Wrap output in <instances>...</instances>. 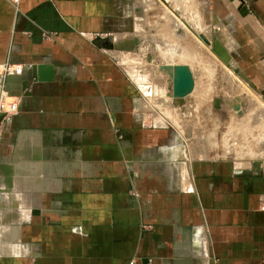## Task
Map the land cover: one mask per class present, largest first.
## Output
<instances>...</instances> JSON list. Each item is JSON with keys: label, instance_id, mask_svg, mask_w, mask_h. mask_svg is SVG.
I'll use <instances>...</instances> for the list:
<instances>
[{"label": "crops", "instance_id": "0c3cea01", "mask_svg": "<svg viewBox=\"0 0 264 264\" xmlns=\"http://www.w3.org/2000/svg\"><path fill=\"white\" fill-rule=\"evenodd\" d=\"M208 2L264 93V0ZM116 5L0 0V65L26 71L2 91L0 264H264V172L174 154L108 52Z\"/></svg>", "mask_w": 264, "mask_h": 264}, {"label": "rangeland", "instance_id": "374dc122", "mask_svg": "<svg viewBox=\"0 0 264 264\" xmlns=\"http://www.w3.org/2000/svg\"><path fill=\"white\" fill-rule=\"evenodd\" d=\"M208 1L117 0L108 52L142 89L147 120L171 131L176 156L264 172V93L233 67ZM176 67L192 80L182 96Z\"/></svg>", "mask_w": 264, "mask_h": 264}, {"label": "built area", "instance_id": "2783aa9c", "mask_svg": "<svg viewBox=\"0 0 264 264\" xmlns=\"http://www.w3.org/2000/svg\"><path fill=\"white\" fill-rule=\"evenodd\" d=\"M10 1L16 3L18 0ZM45 37L48 38L49 36ZM25 72L26 71L21 65L11 64L10 62L0 65V112L9 114L16 110V103L11 101V97L2 91L5 90V84L7 81L11 80V78H16L20 75L22 76ZM132 263L133 262L131 261L129 262V264Z\"/></svg>", "mask_w": 264, "mask_h": 264}, {"label": "water", "instance_id": "95a60500", "mask_svg": "<svg viewBox=\"0 0 264 264\" xmlns=\"http://www.w3.org/2000/svg\"><path fill=\"white\" fill-rule=\"evenodd\" d=\"M191 84H192V80L188 71L184 67H176L175 76L173 78V88H172L174 95L182 96L191 88ZM21 88L22 91H25V89L27 88V81L22 82ZM4 116L5 114L0 112V122ZM32 213L35 214L37 212H32Z\"/></svg>", "mask_w": 264, "mask_h": 264}, {"label": "bare ground", "instance_id": "6f19581e", "mask_svg": "<svg viewBox=\"0 0 264 264\" xmlns=\"http://www.w3.org/2000/svg\"><path fill=\"white\" fill-rule=\"evenodd\" d=\"M148 92H151V88L150 87H148ZM144 94L148 95L146 91H144Z\"/></svg>", "mask_w": 264, "mask_h": 264}]
</instances>
